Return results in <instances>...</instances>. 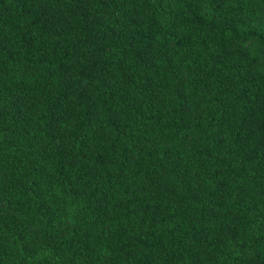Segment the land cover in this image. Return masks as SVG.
Returning a JSON list of instances; mask_svg holds the SVG:
<instances>
[{"label": "trees", "instance_id": "1", "mask_svg": "<svg viewBox=\"0 0 264 264\" xmlns=\"http://www.w3.org/2000/svg\"><path fill=\"white\" fill-rule=\"evenodd\" d=\"M0 264H264V0H0Z\"/></svg>", "mask_w": 264, "mask_h": 264}]
</instances>
